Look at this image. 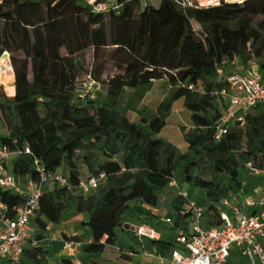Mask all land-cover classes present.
<instances>
[{
    "label": "trees",
    "instance_id": "obj_1",
    "mask_svg": "<svg viewBox=\"0 0 264 264\" xmlns=\"http://www.w3.org/2000/svg\"><path fill=\"white\" fill-rule=\"evenodd\" d=\"M119 1L120 10L109 13V34L108 13L93 12L83 0H0V58L11 53L16 82L13 96L0 86V126L5 128L0 145L17 152L10 166L3 165L17 178L35 177L37 158L47 169L63 171L73 184L106 173L88 194L44 186L32 218L37 230L23 248L22 264H52L48 242L40 241L48 223L60 225L70 207L89 216L83 222L89 228L87 239L68 237L82 243L79 264H118L103 256L106 248L116 246L117 229L129 225L125 219L131 216L158 230L152 223L156 213L141 205L158 207L159 193L172 178L190 187L189 197L204 208L205 226L220 224L225 199L238 203L264 186V176L247 166L249 161L264 166V103L254 107L244 123L232 124L220 139L214 137L225 108L223 97L215 93L225 84L217 66L227 70L236 57L244 66L255 60L264 71V0H221L186 11L173 0H161L155 12L142 9L141 0ZM165 6L181 18L183 27L158 44L152 19L159 20ZM87 48L93 50L87 74L101 83L94 99L82 98L75 90L84 67L78 55ZM108 66L117 71L105 73ZM151 78L166 79L170 85L156 111L122 106L124 87L141 97L152 86ZM179 98L189 112L190 126L181 128L185 149L162 133ZM25 146L30 153L24 152ZM0 198L9 206L24 199L2 188ZM185 201L182 194L175 196L166 216L171 222L161 218L165 230L160 237H146L157 254L169 255L179 247L178 231H188ZM125 250L137 251L121 247L118 259L128 260L131 254ZM57 264L78 263L62 256Z\"/></svg>",
    "mask_w": 264,
    "mask_h": 264
},
{
    "label": "built area",
    "instance_id": "obj_2",
    "mask_svg": "<svg viewBox=\"0 0 264 264\" xmlns=\"http://www.w3.org/2000/svg\"><path fill=\"white\" fill-rule=\"evenodd\" d=\"M179 9L216 5L221 0H173ZM96 13H117L122 3L119 0H83ZM145 7L157 8L161 0H141ZM219 78L225 82L216 91L224 99V111L215 125L214 137L220 139L229 127L236 123H244L247 114L257 105L264 103V71L260 70L257 61L251 60L242 70L228 71L217 66ZM155 81V78H151ZM198 89L193 84L188 86ZM101 83L91 75L83 82H77L75 90L82 98L94 99L98 96ZM25 153H30L25 146ZM17 152L7 145H0V188L13 194L21 195V203L9 206L0 198V264H22L23 248L31 237L30 224L39 208L40 197L44 186L58 185L70 190L88 194L95 190L106 178L104 171L95 175L82 177L78 184H73L61 170H49L37 158L34 160L35 177L26 175L17 178L11 170H7L4 162H9ZM254 173L264 176V166L258 167L252 161L247 163ZM170 186L179 187L172 178ZM186 201L185 212L190 214L188 231L179 230L176 240L179 247L169 255H159L155 251L145 252V256L155 259L158 264H229L231 250L238 248L248 257L251 264H264V186L256 189L252 195L245 196L236 203L225 199V208L220 210V224L205 226L202 222L204 208L195 199L190 198L186 190H180ZM171 222L170 217L163 218ZM137 237L159 238L161 233L148 224L134 227ZM35 242V241H34ZM80 241L63 239L64 250L74 254L80 252Z\"/></svg>",
    "mask_w": 264,
    "mask_h": 264
},
{
    "label": "rangeland",
    "instance_id": "obj_3",
    "mask_svg": "<svg viewBox=\"0 0 264 264\" xmlns=\"http://www.w3.org/2000/svg\"><path fill=\"white\" fill-rule=\"evenodd\" d=\"M227 1H242V0H227ZM145 8L144 3L142 4V9ZM156 10L154 8H150V12H155ZM113 17V14H107L108 19V30L109 34L111 33V19ZM152 27L154 30V35L156 39V43L159 44V39L165 43L170 39V37H174V34L177 35L179 30L183 27V22L181 18L174 13L173 11H170L168 8L163 7V12L160 14V19H156L153 17L152 19ZM16 30L18 32V36L20 41L22 42L24 48L26 49V43L24 40V37L22 33L19 30V23H16ZM62 53H65L66 50L64 48L61 49ZM9 54V61L11 63V71L9 72H1L0 71V86H2L3 92H5L8 96H13L15 93V85L12 84V81L15 80V71L14 67L11 61V53L7 51ZM78 57L82 59L83 62V69L79 74V81L83 82L87 78V73L91 69V66L93 65V50L92 48H87L83 52H81ZM114 67L108 66L105 70V73H113L116 72ZM168 83L165 81H156L155 85L152 87V90L146 94L144 97L140 98L136 96V94H133L131 90H124V94L121 100L122 106H126L129 104L132 107L136 108H143L146 107L149 111L154 112L157 109V106L159 105L160 101L166 96V94L169 91ZM173 110H175V115L172 119H170V126L167 127L164 130L165 135L167 138L171 139L178 147L181 149H185V140L183 136L181 135V124L185 123L187 121L188 113L183 110V105L181 100H176L173 103ZM256 111V110H254ZM5 133V128L3 125L0 126V134ZM83 174L85 175L86 169L83 167ZM179 187H173L168 186L164 191L159 193V201H158V209L156 211H153L148 208V210H151L152 212L156 213V217L152 218V223L156 224L160 227V229H164L165 225L160 221L161 218H165L167 216V212H169L172 209L171 201L175 196H177L180 192V190H186L189 194L190 187L185 183H179ZM196 195V194H195ZM142 206V205H141ZM143 207V206H142ZM147 209V208H145ZM73 211V207H70L66 209L63 212V218L64 223L60 224L61 226L54 225V227L49 230V233L57 232L61 229H68L69 222L66 221L67 217L71 214ZM33 220V219H32ZM133 219H126L127 221L133 222ZM32 227H35V224L33 221H31ZM130 225H128V228ZM165 230V229H164ZM34 234V233H33ZM43 242V241H42ZM46 243V241L43 242V244ZM132 245L133 247L137 248L139 247L138 240L134 238L133 231L132 230H124V229H117V238H116V246L117 247H129ZM48 246V244H46ZM136 253V252H135ZM80 253L77 254V258ZM117 256L115 254H108L107 257H113ZM76 262L78 260L76 259ZM230 264H251L248 257L237 254L231 256Z\"/></svg>",
    "mask_w": 264,
    "mask_h": 264
},
{
    "label": "crops",
    "instance_id": "obj_4",
    "mask_svg": "<svg viewBox=\"0 0 264 264\" xmlns=\"http://www.w3.org/2000/svg\"><path fill=\"white\" fill-rule=\"evenodd\" d=\"M244 67L245 66L236 57H234V58H232L230 66L227 70L232 72L235 70H242V69H244ZM160 80L167 82L166 79H159V80L153 81L152 86L143 90V94L140 98H142L146 94H148L152 90V87L155 85V82L160 81ZM168 87H170L169 84H168ZM124 90H127V91L131 90L133 94H136V91L133 88L126 86V87H124ZM136 96H137V94H136ZM177 100H181L182 105H183V98H179ZM183 110H185V112H187L188 116H189V112L184 107V105H183ZM131 114L133 117L136 116V112H134V111H131ZM174 115H175V110H173V105H172V111H171L170 119H172ZM170 119H169L168 124L164 128V130L170 126ZM181 126H190L189 119L187 118V121L185 123H182ZM164 130L162 133L164 136H166L164 133ZM181 135L183 136L182 130H181ZM169 140H171V139H169ZM185 146H186V142H185ZM142 206L147 208V209L149 208L153 211H156L158 209V207H153V206L146 204V203H142ZM88 217H89L88 213H81V212H78V211L73 209L71 214L66 219V221L69 222L68 229H61L57 232H52L51 234L49 233V230H51L54 227V225L52 223H48L47 230L44 232V235H45L44 241L48 242V248H49L48 257H49L52 264H57L59 259L62 256H72L78 260L77 254H74L71 250H64L63 249V247H62L63 239L68 238L69 236H74V235H83V239H87L85 235L88 233L89 228L87 226H85L83 224V222L85 220H88ZM130 218L133 219L132 220L133 222L127 221V223H129L130 227L129 228L125 227L123 229L124 230L125 229L126 230H132L134 232V227L137 225H140L143 222V220L136 218V217L134 218L131 216L126 217L127 220ZM61 219H62V224H63L65 219L63 218V216L61 217ZM58 226H61V225H58ZM36 230H37L36 227H32V224H30V235L31 236L33 235L34 232H36ZM158 230L160 233L164 231V229L162 230L160 228ZM134 238H136V240H138L139 247L136 248V250H137V251H135L136 253L135 252L132 253L131 251L125 250L126 253L129 252V254H131V256L128 258L127 261L118 259V256L120 255V248L121 247H117V246L112 247V248H106V250L103 252V256L106 257L107 253L117 255L115 258H114V256L110 257V258L112 260H114L115 262H117L118 264H125V263L126 264H129V263H131V264H158V262L155 259L145 256V252H147V251H153L154 252V246L150 244L149 239L146 237L139 238L137 236L136 237L134 236ZM41 242L42 241H40V243ZM130 246H132V245H130ZM125 251H123V252H125ZM237 254L243 255L238 248H233L231 250V254H230V258H229V264H230L231 256L237 255ZM77 263L79 264L80 261L78 260Z\"/></svg>",
    "mask_w": 264,
    "mask_h": 264
},
{
    "label": "bare ground",
    "instance_id": "obj_5",
    "mask_svg": "<svg viewBox=\"0 0 264 264\" xmlns=\"http://www.w3.org/2000/svg\"><path fill=\"white\" fill-rule=\"evenodd\" d=\"M0 71L1 72H9L11 71V63L9 61L8 52H4L2 57L0 58Z\"/></svg>",
    "mask_w": 264,
    "mask_h": 264
},
{
    "label": "water",
    "instance_id": "obj_6",
    "mask_svg": "<svg viewBox=\"0 0 264 264\" xmlns=\"http://www.w3.org/2000/svg\"><path fill=\"white\" fill-rule=\"evenodd\" d=\"M12 84H13V85H15V84H16L15 80H14V81H12ZM125 227H128V224H126V225H125Z\"/></svg>",
    "mask_w": 264,
    "mask_h": 264
}]
</instances>
